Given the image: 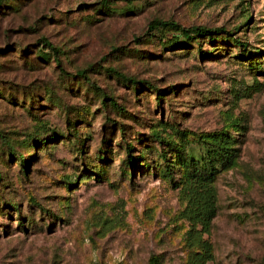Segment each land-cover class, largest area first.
<instances>
[{"label":"rangeland","instance_id":"rangeland-1","mask_svg":"<svg viewBox=\"0 0 264 264\" xmlns=\"http://www.w3.org/2000/svg\"><path fill=\"white\" fill-rule=\"evenodd\" d=\"M216 132L239 155L212 182L204 264H264V0L1 2L0 264H190L182 153Z\"/></svg>","mask_w":264,"mask_h":264},{"label":"trees","instance_id":"trees-1","mask_svg":"<svg viewBox=\"0 0 264 264\" xmlns=\"http://www.w3.org/2000/svg\"><path fill=\"white\" fill-rule=\"evenodd\" d=\"M6 0H0L5 2ZM112 0H101V4L109 5ZM169 28L179 33L175 36H182L186 41L198 39L200 37H212L215 35H231V32L223 26L209 27L202 24H194L191 26L182 25L176 20H166L163 18H153L148 25L150 33L156 29ZM44 42L51 48L50 51L40 49L38 56L42 60H47L51 53L57 52V47L44 37ZM240 44L246 46L247 43L236 39ZM61 68V72L66 75L83 76L86 80H91L87 67L77 69L72 73L67 71L61 65V59L55 58ZM111 70L121 74L115 68ZM133 80V78H130ZM135 80V79H134ZM24 87V86H23ZM26 90L27 88L24 87ZM18 93H23V90ZM112 100V97H108ZM205 139L206 148L201 157L191 156L187 152H183L182 156L185 159L188 168V175L184 180H181L180 189L187 199V204L182 211L184 217L190 221V229L187 232L186 243L188 246L196 250L190 255V264H204L206 261L214 258L213 246L206 237L211 232V221L216 214L215 191L212 185L214 177L220 169L228 168L236 162L239 155V149L235 146V138L231 134L225 132H216ZM45 141H43L44 143ZM131 150V148H129ZM131 162H135V157L129 155ZM170 172V168H168Z\"/></svg>","mask_w":264,"mask_h":264}]
</instances>
